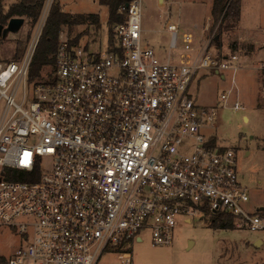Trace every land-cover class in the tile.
<instances>
[{"label": "built area", "instance_id": "built-area-1", "mask_svg": "<svg viewBox=\"0 0 264 264\" xmlns=\"http://www.w3.org/2000/svg\"><path fill=\"white\" fill-rule=\"evenodd\" d=\"M52 1L44 0L23 56L0 61V226L23 240L0 264H97L103 254L130 264L126 247L140 232L170 244L180 219L199 211L264 231L260 208H247L233 146L204 131L215 107L187 93L200 69L223 77L244 65L237 51L210 49L217 25L196 37L168 23L169 50L178 52L159 60L142 46V1L129 0L102 51L61 28L50 70L30 80ZM258 68L264 76V61Z\"/></svg>", "mask_w": 264, "mask_h": 264}, {"label": "rangeland", "instance_id": "rangeland-1", "mask_svg": "<svg viewBox=\"0 0 264 264\" xmlns=\"http://www.w3.org/2000/svg\"><path fill=\"white\" fill-rule=\"evenodd\" d=\"M13 1L4 0L2 11L5 12ZM55 1L70 14L98 15V25L80 23L62 25L61 28L67 30L70 36L80 37L79 43L87 44L89 50L102 51L106 37L111 35L108 32L107 8L97 0ZM141 1L142 46L152 48L159 60H166L168 55L174 56L178 52L169 50L168 23H177L181 34L190 29L187 24H192L195 19L201 27L209 14L210 0ZM178 9L179 14L189 10L188 13H193L194 18L190 20L187 17L184 22L181 21ZM23 18V25L17 33L8 32L5 37H0V61H17L23 56L37 24ZM209 26L202 31L203 37L212 35ZM219 28V36L213 38L218 46L210 44V49L224 53L237 51L244 65L233 76L226 71L223 77L214 70L200 69L194 74L187 93L197 104L215 107L216 117L212 127H206L204 131L213 133L225 145L233 146L238 180L249 193L247 208L255 212L257 206L264 207V76L258 68L264 61V49L256 55L253 45L240 39L239 30L257 43L264 44V0H241L239 22L232 25L224 21L221 27L217 23V31ZM192 31L196 37L202 36L199 29ZM49 70L50 66L46 65L41 73H48ZM228 90L230 92L224 102L220 94ZM234 101L239 102L242 108L233 109ZM47 165L46 162L45 167ZM208 212L199 211L188 222L180 219L181 224L173 232L170 244L153 245L149 231L140 232L142 240L134 239L126 247L131 254L130 264H264V231H249L234 226L230 229H212ZM256 212L264 214V208ZM22 243L16 229L0 226V262L9 259ZM97 264L122 263L115 254H103Z\"/></svg>", "mask_w": 264, "mask_h": 264}, {"label": "trees", "instance_id": "trees-1", "mask_svg": "<svg viewBox=\"0 0 264 264\" xmlns=\"http://www.w3.org/2000/svg\"><path fill=\"white\" fill-rule=\"evenodd\" d=\"M3 1L4 0H0V24L3 25L6 24L9 18L14 16L25 17L30 20L31 23H36L44 3V0H14L7 6L5 12H3ZM97 1L100 5L107 8L108 24L111 25L114 22L123 20L124 15L118 11V8L120 5H125L129 0ZM239 7L240 0H212L210 9L212 17L211 29L214 28L217 23L218 27H221L224 21H229L232 25L238 22ZM80 23L98 25V15L96 13L70 14L63 11L58 1H52L30 62L28 71L30 80L39 78L44 66H52L53 54L58 42L57 36L61 26ZM219 33L220 28L216 36H219ZM79 38L78 36H74L73 41L77 42ZM208 213L209 215L207 217L210 221V228L230 229L233 227L232 216L230 214L217 211Z\"/></svg>", "mask_w": 264, "mask_h": 264}, {"label": "crops", "instance_id": "crops-1", "mask_svg": "<svg viewBox=\"0 0 264 264\" xmlns=\"http://www.w3.org/2000/svg\"><path fill=\"white\" fill-rule=\"evenodd\" d=\"M169 2H171V1H169ZM240 2H241V0H240ZM210 4H209V14H208V16H206L205 17V19L203 20V22L201 23V27H200V25L198 24V22H196V19H195V21L192 23V24H187V26H189L190 27V29H191V31H192V29H199V31H200V34H204V32H202V31H204L205 30V28L207 27V25H209L210 24V26L209 27H211V24H212V17H211V13H210V9H211V4H212V0H210V2H209ZM181 8H182V6H181ZM188 11L189 10H187V12L185 13V12H183V13H181V14H179V9H178V18L181 20V21H185L184 19H186L187 17H188V19H190L191 20V18L193 17L194 18V16H192L193 15V13H188ZM239 20H240V7H239ZM239 20H238V22H239ZM206 23V24H205ZM174 24H176L177 25V23H174ZM200 27V28H199ZM190 29H188V30H190ZM239 29V28H238ZM193 32V31H192ZM239 33H240V39H242V40H245L246 42H248L249 44H252L253 45V47H254V49H255V53H256V55H258V53H260V51H263V49H264V44H262V43H257L256 41H254L249 35H246V34H243L240 30H239ZM194 34H195V36H196V33L194 32ZM246 35V36H245ZM197 37H199V36H197ZM216 37V36H215ZM247 43V44H248ZM212 45H214L215 47L216 46H218L217 45V42L215 41V40H213V42H212ZM220 53H224V52H220ZM256 55H255V57H256ZM263 57H264V54L262 55ZM259 57V56H258ZM247 57H245V59H246ZM258 208H260V209H263L264 207L262 206V205H259L258 206Z\"/></svg>", "mask_w": 264, "mask_h": 264}, {"label": "water", "instance_id": "water-1", "mask_svg": "<svg viewBox=\"0 0 264 264\" xmlns=\"http://www.w3.org/2000/svg\"><path fill=\"white\" fill-rule=\"evenodd\" d=\"M24 18L14 16L8 19L5 25L0 24V37H5L8 32L17 33L23 25Z\"/></svg>", "mask_w": 264, "mask_h": 264}]
</instances>
